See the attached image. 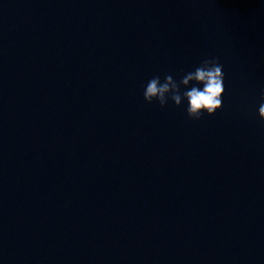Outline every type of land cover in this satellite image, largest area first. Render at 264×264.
Segmentation results:
<instances>
[{"label":"clouds","instance_id":"obj_1","mask_svg":"<svg viewBox=\"0 0 264 264\" xmlns=\"http://www.w3.org/2000/svg\"><path fill=\"white\" fill-rule=\"evenodd\" d=\"M223 65L216 57H205L194 71L185 73L177 82L171 74H166L163 82L153 76L144 86L143 98L147 103L157 101L161 108L169 100L177 107L187 101L186 113L190 119L199 120L206 113L212 116L222 108L225 92ZM194 82V83H193ZM192 85L190 88L189 85ZM181 86L186 90L181 91ZM264 101V91L261 93ZM258 115L264 122V102L259 105Z\"/></svg>","mask_w":264,"mask_h":264}]
</instances>
